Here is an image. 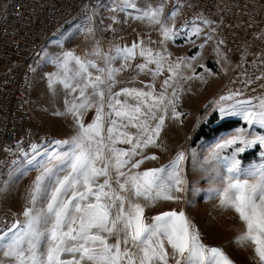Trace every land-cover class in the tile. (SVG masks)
<instances>
[{"label":"snow or ice","instance_id":"6c2138e0","mask_svg":"<svg viewBox=\"0 0 264 264\" xmlns=\"http://www.w3.org/2000/svg\"><path fill=\"white\" fill-rule=\"evenodd\" d=\"M114 4V12L160 25L166 41L179 35L167 23L179 14L176 6L162 20L164 3L146 9L139 8L136 0H114ZM201 32L193 23L190 34L199 37ZM137 57L143 62L133 63ZM118 60L123 61L119 68L113 66ZM184 60L168 64L171 75L157 91L154 82L167 57L143 46V41L108 52L97 44L83 58L64 51L51 59L59 71L50 74L49 86L61 84L72 97L65 99V110L55 114L70 115L78 131L68 140L55 141L67 145V150L36 167L23 221L0 229V264H234L221 248L203 243L183 210L145 215L146 209L178 201L181 196L175 194L185 192L183 151L166 165L141 170L146 161L158 159L146 151L157 146L169 108L173 119L181 116L174 85ZM128 68L151 75L153 83L114 91L118 75ZM134 82L135 78L129 81ZM241 95L221 96L213 109L221 119L241 117L248 127L221 137L210 153L209 159H223L227 173L212 192L220 206L234 210L244 225L234 242L251 245L258 264H264V162L245 169L237 158L257 146L264 155V131L255 130H264V97L238 99ZM89 110L95 116L85 125L83 115ZM31 147L36 151L38 145ZM225 149H231V155L221 157Z\"/></svg>","mask_w":264,"mask_h":264},{"label":"rangeland","instance_id":"374dc122","mask_svg":"<svg viewBox=\"0 0 264 264\" xmlns=\"http://www.w3.org/2000/svg\"><path fill=\"white\" fill-rule=\"evenodd\" d=\"M260 8L261 21L258 24L243 22L240 9L232 7L230 12L235 18V24H227L211 15L204 4L198 11L188 14L184 9V0H136L141 9L149 6L156 8L164 3L163 20L173 7L179 8V14L167 20L174 31H179L175 39L165 40L160 31V25L149 24L146 20L131 19L126 13L114 12V0H103L93 13L88 23L73 25L58 37L48 42L43 50L42 62L34 77L33 96L35 111L52 131V139L42 148L35 151L28 159V164L18 170L12 180L4 187V197L7 205L18 215L20 221L24 208L29 205V192L36 175L39 162L47 161L58 152L66 151L67 145H58L55 141L68 140L77 134L73 118L58 116L55 113L65 110V99L71 100L61 84L49 86L50 74L57 73L58 67L51 59L62 55L64 51H72L82 58L99 45L103 52H108L114 46H130L133 42L143 41V46L161 52L167 57L163 73L155 79V88L161 90V85L171 73L168 64L179 62L185 58L178 69L179 76L174 85L179 95L177 111L181 113L178 119H173L171 108L161 129L157 146L147 149V155H156L157 160L146 161L141 170L158 168L169 163L178 151L185 153L181 167L187 180L185 192L175 194L181 196L178 201L161 202L154 208L146 209L145 215L152 217L159 212L175 209L183 210L196 229L199 230L204 244L221 248L234 264H258L251 245L239 246L234 241L244 230L234 210L222 208L220 201L212 192L219 186V178L226 175V164L223 159H209L215 144L233 133L237 128L248 127L239 117L221 119L218 112L213 111L221 96L230 92H239L238 99H255L264 97V0H254ZM239 3L236 2V5ZM135 14V13H134ZM115 17V19H113ZM203 19L211 21L204 24ZM188 27H184L185 24ZM195 23L202 32L199 37L191 35V26ZM93 31L89 33L87 30ZM211 36V39H207ZM223 41V43H219ZM203 45V47H200ZM195 57V59H191ZM137 57L133 63H142ZM102 63V62H101ZM123 61L114 62L119 68ZM155 68V65H150ZM94 72V70H93ZM95 74V72H94ZM135 78L134 83L129 81ZM117 79L119 83L114 91L123 87L142 88L153 83L152 76L147 73H137L132 68L122 71ZM143 81V83H140ZM172 89H169V94ZM123 99V97H121ZM131 102V101H130ZM228 104L231 101H221ZM94 110L83 115L85 125L92 122ZM219 122L237 121L240 124L233 129L211 138H197L203 126L210 130V120ZM215 118V119H216ZM214 120V119H213ZM214 127V126H213ZM262 132L259 128L255 129ZM135 131V129H132ZM118 147H128L118 145ZM231 149H225L221 157L230 156ZM242 168L259 166L264 162L260 148L249 150L237 157Z\"/></svg>","mask_w":264,"mask_h":264},{"label":"built area","instance_id":"2783aa9c","mask_svg":"<svg viewBox=\"0 0 264 264\" xmlns=\"http://www.w3.org/2000/svg\"><path fill=\"white\" fill-rule=\"evenodd\" d=\"M102 1L0 0V229L19 219L5 201L4 187L27 166L35 152L32 144L39 150L53 137L35 111L33 96L43 50L71 26L88 23ZM203 6L227 24H235L230 12L235 6L243 22L261 21L260 8L254 0H184L188 14Z\"/></svg>","mask_w":264,"mask_h":264},{"label":"trees","instance_id":"16d2710c","mask_svg":"<svg viewBox=\"0 0 264 264\" xmlns=\"http://www.w3.org/2000/svg\"><path fill=\"white\" fill-rule=\"evenodd\" d=\"M216 116H214V120L211 119L210 120V130L209 128H207V126H203L200 131L198 132L197 138H208L210 137L213 138L216 135H219L221 133H224L225 131L229 130V129H233L234 127L238 126L240 124V122L237 121H221L219 122L218 119L216 118ZM214 126V127H213Z\"/></svg>","mask_w":264,"mask_h":264}]
</instances>
